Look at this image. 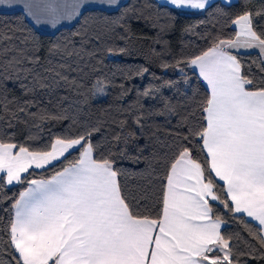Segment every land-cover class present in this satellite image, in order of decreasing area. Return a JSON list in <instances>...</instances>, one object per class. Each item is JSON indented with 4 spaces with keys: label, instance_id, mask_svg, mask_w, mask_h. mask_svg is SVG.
Listing matches in <instances>:
<instances>
[{
    "label": "snow or ice",
    "instance_id": "1",
    "mask_svg": "<svg viewBox=\"0 0 264 264\" xmlns=\"http://www.w3.org/2000/svg\"><path fill=\"white\" fill-rule=\"evenodd\" d=\"M119 3L120 0H0V6L22 4L26 16L35 24L53 27L82 16L86 25L89 17L85 12L90 9L103 12ZM167 3L177 9L203 10L211 6L209 0H167ZM127 11L126 8L117 21ZM256 15L259 13L245 11L236 16L232 24L238 26V31L233 39L217 37L207 50L186 61L198 69L208 86L206 98L198 105L203 113L202 123L188 130L190 136L202 141L200 148L207 159L201 164L192 157L189 147L183 143L176 146L171 159L165 161L160 210L155 216L141 210L138 198L129 194L127 173L116 166V154L110 150L104 154L99 151L100 145L92 142L98 127L77 136H58L44 150H29L0 138V190L7 185H27L14 197H7L12 200L10 218L0 229L7 235L3 243L17 254L13 257L15 264H240L241 256L258 255L264 259V79L249 78L242 71L240 58L231 51L259 49L264 56V30H255ZM75 35L82 33L78 31ZM83 35H87V28ZM100 38L95 36L96 40ZM24 42L28 43L27 38ZM86 42L82 40L81 44ZM33 50L39 51L38 40ZM82 50L83 47L76 49L69 41L54 44L48 51L50 55L72 56ZM9 51L0 49V55ZM106 51L126 53L125 48L109 47ZM39 60V56H30L19 49L7 64L31 74V68L19 66L25 62L38 64ZM45 71L53 74L56 83L69 82L68 77L52 68ZM147 71L144 68L136 75ZM33 81L34 87L27 89L29 92L37 86H50L38 76ZM167 83L171 86L173 82ZM100 84L98 80L97 94L103 92ZM149 91L143 95L148 96ZM3 107L8 110L6 104ZM165 109L170 115L175 114V106L170 103H165ZM48 118L40 115L41 120ZM140 119L136 118L137 125ZM180 123H187V118ZM125 124L126 121L120 122L122 128ZM175 135L181 141L188 139L180 133ZM135 137L136 133L123 137L125 146ZM121 139L120 134L114 137L116 141ZM73 151L78 155L50 176L27 178L30 169H45L54 161L67 159L66 154ZM130 159L139 162L138 157ZM216 178L224 184L225 199L217 194ZM210 201H220L229 212L245 214L258 222L255 231L250 228L248 231L259 248L247 245L248 251L234 252L230 245L232 236L226 237L221 232L227 222L215 213ZM0 264L4 262L0 260Z\"/></svg>",
    "mask_w": 264,
    "mask_h": 264
},
{
    "label": "trees",
    "instance_id": "2",
    "mask_svg": "<svg viewBox=\"0 0 264 264\" xmlns=\"http://www.w3.org/2000/svg\"><path fill=\"white\" fill-rule=\"evenodd\" d=\"M210 5L194 11L177 9L159 0H126L115 10L90 9L84 13L89 17L86 25L82 16L76 23L60 27L54 33L38 30L22 10L0 11V49H10L7 54L0 55V138L22 144L29 150H44L58 136H77L98 127L92 142L100 145V152L107 154L110 150L116 154V166L127 173L129 194L138 198L141 210L155 216L160 210L162 177L167 170L165 161L171 159L176 146L183 143L189 147L192 157L199 159L201 164L207 159L200 148L202 141L190 136L188 130L202 123L203 113L198 110V105L206 98L208 89L186 61L207 50L217 37L233 39L237 30L232 20L245 11L259 13L254 17L255 30H264V0L231 3L214 0ZM126 8L128 11L123 19L117 21ZM84 28H87L86 36L83 35ZM78 31L82 35H75ZM5 35L12 38L5 40ZM96 35L101 37L100 40L95 39ZM26 38L28 43L24 42ZM37 40L39 51L35 52L33 46ZM82 40L87 42L82 45ZM69 41L76 49L83 47L79 55L49 54L52 45ZM109 47L125 48L126 53H108ZM19 49L40 58L38 64L25 62L19 66L31 68V74L14 70L7 64ZM237 56L244 66L242 71L249 78L264 79L261 71L264 63L258 53ZM177 63L178 66H162ZM46 68L60 72L69 82L56 83ZM144 68L148 71L136 75ZM37 76L50 86H37L29 92L27 89L34 87L33 77ZM98 80L101 82L99 87L103 88L100 94H97ZM168 81L173 82L171 86ZM148 90L149 95H143ZM166 102L175 106V114L168 113ZM5 104L7 111L3 107ZM20 108L24 111H19ZM41 114L49 118L41 120ZM137 117L141 118L140 125L135 123ZM185 117L187 123L181 124ZM121 121H126L123 128ZM128 133H136V137L125 146L123 137ZM176 133L188 139L181 141ZM118 134L122 137L120 141L114 140ZM77 155L78 152L73 151L71 155L66 154L67 159L62 158L45 169L30 170L31 175L27 178L50 176ZM130 157H138L139 162ZM214 183L217 194L222 199L227 198L222 191L224 184L217 178ZM26 186L7 185L0 190V229L10 218L12 200L7 197H14ZM210 203L215 213L227 222L221 232L226 237L232 236L230 245L234 252L248 251L247 245L259 248L258 241L248 231L249 228L255 231L259 227L256 223L243 214L229 212L220 201ZM0 237L3 238L0 240V260L4 264H15L13 257L17 254L3 243L7 235L0 231ZM240 264H264V259H259L258 255L257 258L241 256Z\"/></svg>",
    "mask_w": 264,
    "mask_h": 264
},
{
    "label": "crops",
    "instance_id": "3",
    "mask_svg": "<svg viewBox=\"0 0 264 264\" xmlns=\"http://www.w3.org/2000/svg\"><path fill=\"white\" fill-rule=\"evenodd\" d=\"M159 1H161V2H163V3H166V4H168L167 3V0H159ZM214 0H209V3H211V2H213ZM222 1H224V2H226V3H231V2H234V1H236V0H222ZM122 5V4H121ZM120 5V6H121ZM168 5H170V4H168ZM172 6V5H171ZM17 10H22V11H24V7H23V5L22 4H16V5H13V6H11V7H8V6H0V11H3V12H11V11H17ZM186 10H194V11H199L198 9H186ZM25 12V11H24ZM29 18V17H28ZM79 18V17H78ZM78 18L77 19H75V20H64V21H61L60 23H58L57 25L58 26H61V25H72V24H74V23H76L77 22V20H78ZM30 19V21L35 25V26H37V27H39L40 29H41V26H51V24H35V22L31 19V18H29ZM235 26V28H236V30L238 31V26H236V25H234ZM46 31V30H45ZM57 31V30H56ZM231 51H233V54H235V55H237V54H241V53H252V52H256V53H258L260 56H261V58L263 59V61H264V56H262L261 54H260V52H259V49H233V50H231ZM192 68H193V66H192ZM193 70L197 73V75L199 76V73H198V69H194L193 68ZM199 78L203 81V83L205 84V86L207 87V89H208V86H207V83H206V81H204L200 76H199ZM62 159V158H61ZM55 162H57V161H54L53 163H55ZM46 167H48V166H46ZM30 170H35V169H30ZM29 170V171H30ZM218 179V178H217ZM219 180V179H218ZM221 182V181H220ZM221 183H223V182H221ZM244 216H246L245 214H243ZM247 217V216H246ZM247 218H249V217H247ZM250 220H252V218H249ZM253 221V220H252ZM254 223H256L257 225H258V222H256V221H253ZM259 226V225H258ZM222 227H223V225H222ZM222 227H221V229H222ZM222 254V253H221Z\"/></svg>",
    "mask_w": 264,
    "mask_h": 264
},
{
    "label": "rangeland",
    "instance_id": "4",
    "mask_svg": "<svg viewBox=\"0 0 264 264\" xmlns=\"http://www.w3.org/2000/svg\"><path fill=\"white\" fill-rule=\"evenodd\" d=\"M126 0H120V3L116 6H112L110 8H106V10H115L117 9L121 4H123ZM30 20V19H29ZM63 26H70V25H61V26H58L56 25L55 27H53L52 25L51 26H41V29L39 27L36 26V28L38 30H40L41 32L43 33H54L56 30H58L60 27H63ZM46 30V31H45Z\"/></svg>",
    "mask_w": 264,
    "mask_h": 264
}]
</instances>
